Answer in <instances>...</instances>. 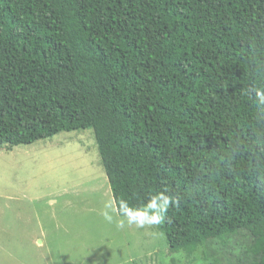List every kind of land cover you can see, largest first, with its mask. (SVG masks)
Returning a JSON list of instances; mask_svg holds the SVG:
<instances>
[{"label": "trees", "instance_id": "16d2710c", "mask_svg": "<svg viewBox=\"0 0 264 264\" xmlns=\"http://www.w3.org/2000/svg\"><path fill=\"white\" fill-rule=\"evenodd\" d=\"M262 93L264 0H0V146L93 129L172 253L264 264Z\"/></svg>", "mask_w": 264, "mask_h": 264}, {"label": "rangeland", "instance_id": "374dc122", "mask_svg": "<svg viewBox=\"0 0 264 264\" xmlns=\"http://www.w3.org/2000/svg\"><path fill=\"white\" fill-rule=\"evenodd\" d=\"M210 250L172 253L154 222L117 212L93 129L0 146V264H214Z\"/></svg>", "mask_w": 264, "mask_h": 264}, {"label": "clouds", "instance_id": "9594fccd", "mask_svg": "<svg viewBox=\"0 0 264 264\" xmlns=\"http://www.w3.org/2000/svg\"><path fill=\"white\" fill-rule=\"evenodd\" d=\"M260 98L264 100V93L260 94Z\"/></svg>", "mask_w": 264, "mask_h": 264}]
</instances>
